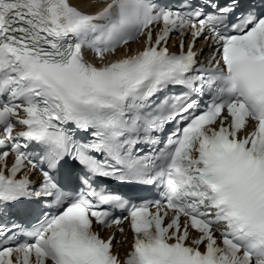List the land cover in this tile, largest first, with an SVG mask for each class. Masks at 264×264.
Instances as JSON below:
<instances>
[{"label":"snow or ice","instance_id":"6c2138e0","mask_svg":"<svg viewBox=\"0 0 264 264\" xmlns=\"http://www.w3.org/2000/svg\"><path fill=\"white\" fill-rule=\"evenodd\" d=\"M0 264H264V0H0Z\"/></svg>","mask_w":264,"mask_h":264}]
</instances>
